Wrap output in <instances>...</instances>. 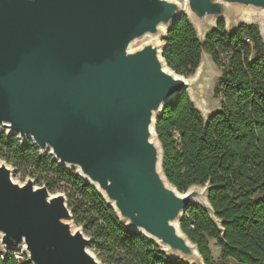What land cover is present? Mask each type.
Segmentation results:
<instances>
[{"label":"water","instance_id":"95a60500","mask_svg":"<svg viewBox=\"0 0 264 264\" xmlns=\"http://www.w3.org/2000/svg\"><path fill=\"white\" fill-rule=\"evenodd\" d=\"M185 7L201 30L209 19L261 12L264 34V0H185ZM181 11L174 0H0V131L75 168L122 223L167 256L204 264L179 221L196 202L221 227L207 197L211 185L180 193L169 183L155 122L182 92L206 118L207 71L189 79L175 73L162 57L163 41L131 48L161 25L167 32ZM70 218L63 194L51 196L31 179L14 182L0 162L2 246L23 247L31 264H100Z\"/></svg>","mask_w":264,"mask_h":264},{"label":"trees","instance_id":"16d2710c","mask_svg":"<svg viewBox=\"0 0 264 264\" xmlns=\"http://www.w3.org/2000/svg\"><path fill=\"white\" fill-rule=\"evenodd\" d=\"M162 57L184 77L194 75L204 50L221 68L214 87L220 107L206 118L186 92L168 101L155 122L162 147V171L180 192L210 183L207 197L220 221L193 202L179 227L196 245L204 264H217L209 247L214 239L221 258L264 264V40L254 24L228 30L223 21L199 38L186 14L167 30ZM0 156L31 169L53 171L82 197L71 207L83 217L91 245L109 255L110 264H189L167 256L155 242L122 223L97 190L78 174L56 166L28 139L0 133ZM0 264H30L0 252Z\"/></svg>","mask_w":264,"mask_h":264},{"label":"rangeland","instance_id":"374dc122","mask_svg":"<svg viewBox=\"0 0 264 264\" xmlns=\"http://www.w3.org/2000/svg\"><path fill=\"white\" fill-rule=\"evenodd\" d=\"M174 1L179 3L181 10H182L181 13H184L186 10L185 0H174ZM221 21L224 22V25L228 30H231L230 27L236 21L237 22L239 21V24H254V25H257L259 27L261 34H263V32H262V30H263V18H262L261 12H251L249 16H247V15L242 16L236 20H233L232 22L228 21L226 19L221 20ZM218 22L219 21H215V20L213 21L212 19H209L207 28H204L202 30L195 23H194V26L197 30V34L202 39L203 37L201 35H203L208 30L209 26H211L214 29V28H216ZM262 36H263V40H264V34ZM150 40L155 41V38L151 37V36H146L144 38L135 40V42H133V44L131 45V48L133 49V48H136L138 46L140 47L141 45L150 42ZM160 40L163 41V37L160 38ZM200 59H201V61H200V64L197 68V71H199V72H204L205 70L207 71L206 75H205L206 78L204 79V82L202 84V92H203V98L205 101V106L201 105V107L203 109H205L206 113L210 114V113L218 110L220 107V97H218L214 94V87L217 84L219 78L221 77V68L218 67L212 61L211 56L204 50L201 52ZM193 76L194 75H191V76L185 77V78L189 79ZM188 94L190 95V92H188ZM0 133H5L6 135H8L6 130L0 131ZM13 135H16V134H13ZM38 152L42 156H48V157H50L51 160H53L52 156L49 154L48 151L40 152L38 149ZM0 162H5L6 166L8 168H10L14 182L22 184L27 179H31L33 181V184L35 187L45 186L48 189L51 196L56 195V194H63L66 197V203H67V206H68V209L70 210V212H71V207L76 206L82 200V197L79 196V194L76 192V190L69 183H67V181L62 176L57 175L53 171L42 172L41 170H36V169L32 170L31 167H29L26 163L11 162L8 159L4 158L3 156H0ZM55 162H56V166L62 167L68 172H73L74 174H77L75 168L66 167L64 165H59L57 161H55ZM69 222L72 223L74 229H81L83 231L84 235L90 239V244H89L88 250H89V252H91L95 256L97 261L100 264H110L108 262L109 255L105 252L98 251L97 249H95L91 245L92 239H91L89 232L84 231V223H83L82 215H79L78 221H77L75 218H73V215L71 213V218L69 219ZM0 252L3 255L8 253V254L14 256L15 258L23 260L24 262H28L27 261V254L24 251L23 247H19L16 249H7L0 244ZM28 263H30V262H28ZM216 263L217 264H242V263H238L237 261H235L234 259H232L230 257L229 258H221L220 257L217 259Z\"/></svg>","mask_w":264,"mask_h":264},{"label":"crops","instance_id":"0c3cea01","mask_svg":"<svg viewBox=\"0 0 264 264\" xmlns=\"http://www.w3.org/2000/svg\"><path fill=\"white\" fill-rule=\"evenodd\" d=\"M209 247L211 250V254L213 259L217 262V259L220 258V249L216 245V241L214 239H209Z\"/></svg>","mask_w":264,"mask_h":264},{"label":"bare ground","instance_id":"6f19581e","mask_svg":"<svg viewBox=\"0 0 264 264\" xmlns=\"http://www.w3.org/2000/svg\"><path fill=\"white\" fill-rule=\"evenodd\" d=\"M239 22V21H238ZM166 29H167V27L166 26H160V31L157 33V34H155V35H150V34H146V35H144L142 38H144V37H146V36H151V37H154L155 38V41L154 42H156V43H158V42H160L161 40H160V38L165 34V32H166ZM135 42V41H134ZM133 44V43H132ZM131 44V45H132ZM124 223H127L126 221H124ZM160 248L161 249H166L164 246H160Z\"/></svg>","mask_w":264,"mask_h":264}]
</instances>
